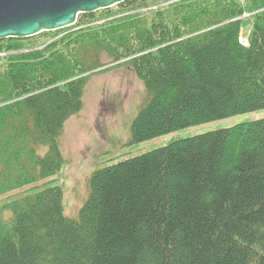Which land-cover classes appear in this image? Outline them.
Listing matches in <instances>:
<instances>
[{"label":"trees","instance_id":"obj_1","mask_svg":"<svg viewBox=\"0 0 264 264\" xmlns=\"http://www.w3.org/2000/svg\"><path fill=\"white\" fill-rule=\"evenodd\" d=\"M146 1L0 40V194L30 187L0 208V264H264V118L101 167L65 212L89 73L127 61L144 81L130 143L264 108V0Z\"/></svg>","mask_w":264,"mask_h":264},{"label":"rangeland","instance_id":"obj_2","mask_svg":"<svg viewBox=\"0 0 264 264\" xmlns=\"http://www.w3.org/2000/svg\"><path fill=\"white\" fill-rule=\"evenodd\" d=\"M146 2L153 7L156 1ZM165 2L167 3L166 0L157 1V4ZM111 8L116 10V6ZM250 15L252 14L246 16L248 20ZM247 22L249 24L242 29V39L245 42L248 41L252 25L251 21ZM48 39L49 37H41L40 42ZM126 62L89 73L83 108L66 122L61 137L66 163L54 178L64 191L65 212L70 217H78L89 195V180L97 169L142 155L177 139L264 118L262 108L171 131L139 143H130L132 123L147 92L144 81ZM29 188H17L0 194V208Z\"/></svg>","mask_w":264,"mask_h":264},{"label":"water","instance_id":"obj_3","mask_svg":"<svg viewBox=\"0 0 264 264\" xmlns=\"http://www.w3.org/2000/svg\"><path fill=\"white\" fill-rule=\"evenodd\" d=\"M126 0H0V40L29 38L74 25L80 14Z\"/></svg>","mask_w":264,"mask_h":264}]
</instances>
